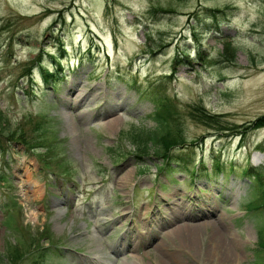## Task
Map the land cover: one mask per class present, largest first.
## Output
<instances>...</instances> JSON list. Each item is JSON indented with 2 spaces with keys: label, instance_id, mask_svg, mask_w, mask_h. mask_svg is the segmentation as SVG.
<instances>
[{
  "label": "rangeland",
  "instance_id": "374dc122",
  "mask_svg": "<svg viewBox=\"0 0 264 264\" xmlns=\"http://www.w3.org/2000/svg\"><path fill=\"white\" fill-rule=\"evenodd\" d=\"M57 61L52 88L39 67ZM157 82L178 109L180 171H157L155 145L140 157L131 137L154 127L145 90ZM192 104L225 129L189 116ZM263 113L264 0H0V264H160L158 244L172 252L164 264H219L163 245L161 198L204 221L200 250L223 233L236 241L229 264H264V207L246 208L257 192L241 172L264 166V125L246 128ZM215 154L224 168L206 175Z\"/></svg>",
  "mask_w": 264,
  "mask_h": 264
},
{
  "label": "trees",
  "instance_id": "16d2710c",
  "mask_svg": "<svg viewBox=\"0 0 264 264\" xmlns=\"http://www.w3.org/2000/svg\"><path fill=\"white\" fill-rule=\"evenodd\" d=\"M150 11H153L154 8H150ZM216 11L218 9H213L210 7H203L202 8V14L204 17L210 19V20H216L217 15ZM204 18H197L196 16V22L194 23L195 26L202 24L203 27L207 26V23L203 20ZM192 24V29L193 26ZM192 37H196V33L194 32V29L191 30ZM199 43V40H197ZM90 45V44H89ZM89 46L86 47V53L89 56L88 52ZM181 53V54H180ZM196 53L200 54V50L196 48ZM187 53L186 52H177L176 55H174L173 58V64L176 62H181L182 60L186 59ZM59 70L60 67L58 66V62L54 63V66H52L51 70L47 67L41 65L39 67V73L42 81L46 84H50L52 88L55 87L56 83L59 80ZM28 71V70H27ZM164 77H169V74H167ZM145 93L147 97L152 101L153 103V109L149 115V117L154 122V127L152 130L145 132V131H134L131 135L134 142L136 143V147L138 149L137 156L141 157L142 153H145L148 151V143H151L152 145H155L154 153L157 155H160L161 161L160 164L156 167L157 171H165L167 169L169 170H182L185 168L187 160H183L179 155L172 154L170 152L171 147L177 143H183L184 140L180 135V131H177V129H171L174 128L175 123L177 121V114L178 109L174 103V100L172 97H170L166 91L165 87L162 82H157L153 85L148 84L147 89L145 90ZM189 116L192 118L202 121L204 123L208 124H215L217 125L219 129H225L224 126L221 125L219 120H217L214 114H217L215 112L210 113L208 110H206L201 104H192L189 107ZM172 125V126H171ZM264 125V113L257 115L255 118H253L246 126V128H255ZM241 134V133H239ZM111 148V147H109ZM212 162L210 165V169L205 171L204 173L214 174L216 172L223 170V161L219 158L218 154H215L214 156H210ZM192 164L197 162V165L200 164V167L203 168V164L201 162V159L195 160L190 159ZM175 163L177 166H180L178 169L172 168V164ZM144 163L141 162V165ZM205 169V168H203ZM191 171L195 174L197 173V169L191 168ZM251 173V181L254 182L253 184L255 186L256 195H254V198L249 199L247 202V206L254 209H259L261 207H264V180L261 179V177L264 176V166H257L254 168H244L242 169V173ZM0 178L2 176L0 175ZM264 178V177H263ZM258 244L264 247V226L259 230L258 233ZM18 249L14 247L11 251H9V259L13 260L14 258L18 257Z\"/></svg>",
  "mask_w": 264,
  "mask_h": 264
},
{
  "label": "bare ground",
  "instance_id": "6f19581e",
  "mask_svg": "<svg viewBox=\"0 0 264 264\" xmlns=\"http://www.w3.org/2000/svg\"><path fill=\"white\" fill-rule=\"evenodd\" d=\"M74 86V85H73ZM70 93V92H69ZM70 94H74V93H70ZM79 94L81 95L80 96V99L83 98L86 94H87V90H85L83 87L80 88V91H79ZM76 97V96H75ZM69 98V97H68ZM87 99V98H86ZM65 105L67 107H71L72 108V104L71 102H68L67 100H63ZM65 106V107H66ZM111 119H109L108 121H110ZM112 123V122H111ZM113 124V123H112ZM162 200L163 202V205L160 206V208L162 210H169V214L166 213V217H162L159 216L157 217V224H155L152 228H154L153 230L155 232H157V230L159 229V227L161 226V223L162 224H171V227H169L168 231L169 233H166L163 238V245L165 244L166 241L170 240L173 238V240H177V242H179L178 245L180 246H183L184 248H186V251L188 253H191L192 256H196L197 255H200L202 256V260H206L209 258V255L211 253V257H214L216 256L217 260L219 261V264H229L228 263V260L229 259V256H228V245H232L233 243H235V239L232 238V237H229L228 235L226 234H223V233H216L215 235H212L209 239H212V245H208V247H204L202 250H200L201 247L198 246V241H199V237L202 236V229H201V224L202 222L204 221H201V222H198V223H190V222H184V219L183 217H180L182 216L183 213H180V208H183L184 205L180 204L181 206H179V204L177 205H170V204H165L167 203V201L164 199H160ZM172 202V201H171ZM188 205V204H187ZM179 208V209H178ZM158 210V209H157ZM167 212V211H166ZM168 214V215H167ZM185 216V215H183ZM186 217V216H185ZM160 218V219H159ZM175 219H180L179 221H177L178 223H173ZM222 218L218 217L216 220L218 221H222L221 220ZM224 221V220H223ZM209 222V223H208ZM207 224H209V227L210 226V223L212 224L211 221H208ZM226 222V221H225ZM206 224V225H207ZM217 226V225H215ZM218 228V227H217ZM215 231V230H214ZM159 233V231H158ZM160 235V234H159ZM211 235V234H210ZM209 235V236H210ZM162 236V235H161ZM137 239V238H136ZM197 241L196 245H195V242ZM211 241V240H209ZM119 243V242H118ZM171 243V242H170ZM174 243V242H173ZM124 247L126 246V241L123 242L122 244ZM131 245V244H129ZM167 246V245H166ZM201 246V244H200ZM123 247V248H124ZM234 247V246H233ZM170 248V247H169ZM192 248L194 250H192ZM160 251H159V254L157 256L158 258V261L160 262V264H164V262H167L169 260L168 258V254L167 252L164 250L163 251V248L160 244H158V248ZM234 249V248H233ZM117 250H120V247L119 246H116L115 247V250L114 251H117ZM113 251V252H114ZM233 252V250H232ZM172 252H170L171 254ZM169 254V256H170ZM183 254V253H182ZM175 255V254H174ZM177 255H179L177 253ZM186 255V254H185ZM190 255V254H189ZM232 255V254H230ZM180 256V255H179ZM191 256V257H192ZM200 256V257H201ZM190 257V258H191ZM173 258V257H172ZM179 258V257H178ZM195 258V257H194ZM167 259V260H166ZM192 259V258H191ZM169 263V261H168Z\"/></svg>",
  "mask_w": 264,
  "mask_h": 264
}]
</instances>
